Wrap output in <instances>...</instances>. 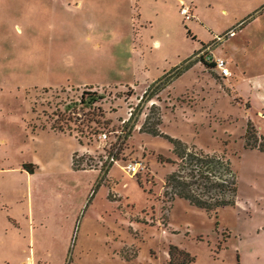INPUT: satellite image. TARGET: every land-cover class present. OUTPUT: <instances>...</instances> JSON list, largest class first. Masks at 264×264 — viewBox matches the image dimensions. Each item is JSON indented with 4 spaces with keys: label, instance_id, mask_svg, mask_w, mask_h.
<instances>
[{
    "label": "rangeland",
    "instance_id": "374dc122",
    "mask_svg": "<svg viewBox=\"0 0 264 264\" xmlns=\"http://www.w3.org/2000/svg\"><path fill=\"white\" fill-rule=\"evenodd\" d=\"M184 1L189 17L175 0H0V264H176L170 243L182 264H264V150L243 145L247 119L264 134V0ZM229 27L222 79L187 56ZM144 121L223 152L235 202L167 198L174 154Z\"/></svg>",
    "mask_w": 264,
    "mask_h": 264
},
{
    "label": "trees",
    "instance_id": "16d2710c",
    "mask_svg": "<svg viewBox=\"0 0 264 264\" xmlns=\"http://www.w3.org/2000/svg\"><path fill=\"white\" fill-rule=\"evenodd\" d=\"M188 31V30H187ZM202 43V41H201ZM190 63H184L169 73L164 84L171 76L180 73ZM97 94L88 96L87 101L95 99ZM159 121V119H158ZM157 122V121H155ZM155 122L152 124L142 123L141 128L151 134L163 135L171 145L173 157L158 155L160 160L174 162V167L167 171L163 177V194L167 198L180 196L188 202L203 207L206 210L216 208L224 204H233L235 200L236 176L231 162L223 152L206 151L202 148L189 146L186 141L178 136L169 134L159 129ZM243 145L253 146L264 150V134L258 132L254 124L247 119L243 131ZM72 166L82 168L83 165L78 157L71 154ZM28 170L30 167L23 165ZM177 249L181 256L173 260V252ZM169 262L182 264L192 259V255L176 244L168 246Z\"/></svg>",
    "mask_w": 264,
    "mask_h": 264
},
{
    "label": "built area",
    "instance_id": "2783aa9c",
    "mask_svg": "<svg viewBox=\"0 0 264 264\" xmlns=\"http://www.w3.org/2000/svg\"><path fill=\"white\" fill-rule=\"evenodd\" d=\"M179 11L185 17L191 16V10H190L189 4L181 2L179 5ZM231 31H232V29L229 27V28L225 29L221 34H217L215 37H213L209 41L200 43L199 46L195 50H193L190 53V55L187 57L197 59L198 61L201 60L204 63H209V66L211 68H213L218 75H220V76L225 75L228 72V68L225 64L226 59L222 55L214 54L212 52L211 48H212V45H214V43L220 39V37H222L223 35H225L227 33H230ZM129 112H130V110L128 111V113ZM107 136L108 135H107L105 130H99L96 132L95 136H93V138L98 141L97 145H99V149L103 150V151H105V150L107 151L104 154L103 160L100 162L104 166L101 168V170L106 169L108 167V165L116 158L113 151L107 150V146H108L107 145ZM100 163H99V165H100ZM138 166H139V163L136 160H134V161L129 160L125 163V168L129 172H135L136 170H138V168H139ZM22 264H29V262L24 260Z\"/></svg>",
    "mask_w": 264,
    "mask_h": 264
},
{
    "label": "crops",
    "instance_id": "0c3cea01",
    "mask_svg": "<svg viewBox=\"0 0 264 264\" xmlns=\"http://www.w3.org/2000/svg\"><path fill=\"white\" fill-rule=\"evenodd\" d=\"M175 1H177L178 3H179V5H180V3L181 2H184L185 3V1L184 0H175ZM178 9H179V6H178ZM190 10H191V7H190ZM114 50H115V47L113 46L112 47V49H111V51L112 52H114ZM189 66V65H188ZM185 69V68H184ZM213 71H215L214 69H213ZM216 72V71H215ZM222 79L225 77L224 75L223 76H220ZM263 78H264V71H263ZM71 82H74V83H85L86 82V80H79V79H77V80H73V81H71ZM94 83V82H93ZM57 131H62V130H57ZM73 137H75L74 135H73ZM76 147L77 146H70V148H69V166L72 168V169H77V168H74L72 165H71V151L72 150H75L76 149ZM25 162H27V163H30L31 165H33V166H27L24 162L22 163V166L25 164L27 167H30L31 169L30 170H28L26 167H25V169L28 171V172H34V171H36L37 169H39V163L37 162V161H34V160H26ZM24 167V166H23ZM235 202V201H234ZM262 225H264V224H262Z\"/></svg>",
    "mask_w": 264,
    "mask_h": 264
}]
</instances>
